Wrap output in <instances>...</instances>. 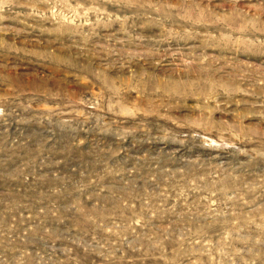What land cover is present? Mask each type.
Wrapping results in <instances>:
<instances>
[{
  "label": "rangeland",
  "instance_id": "obj_1",
  "mask_svg": "<svg viewBox=\"0 0 264 264\" xmlns=\"http://www.w3.org/2000/svg\"><path fill=\"white\" fill-rule=\"evenodd\" d=\"M0 264H264V0H0Z\"/></svg>",
  "mask_w": 264,
  "mask_h": 264
}]
</instances>
